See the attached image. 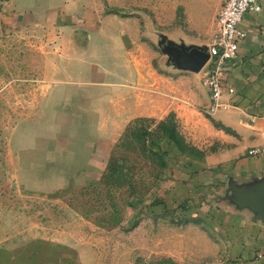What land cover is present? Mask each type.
I'll list each match as a JSON object with an SVG mask.
<instances>
[{
    "label": "rangeland",
    "instance_id": "374dc122",
    "mask_svg": "<svg viewBox=\"0 0 264 264\" xmlns=\"http://www.w3.org/2000/svg\"><path fill=\"white\" fill-rule=\"evenodd\" d=\"M147 4L137 7L145 33L133 48L150 82L167 59L162 40L207 43L187 41L202 33L187 27L182 5L157 24L168 0ZM173 26L186 39L169 36ZM1 48L0 264H229L212 218L228 201L218 163L225 141L205 111L200 72L184 71L187 101L176 110L126 117L111 90L55 84L51 70L43 78L37 47ZM168 113L180 145L164 130L169 118L159 123Z\"/></svg>",
    "mask_w": 264,
    "mask_h": 264
},
{
    "label": "crops",
    "instance_id": "0c3cea01",
    "mask_svg": "<svg viewBox=\"0 0 264 264\" xmlns=\"http://www.w3.org/2000/svg\"><path fill=\"white\" fill-rule=\"evenodd\" d=\"M147 1L0 0V81L6 58L1 46H8L9 51L13 46H35L39 51L35 65L43 78L51 70L50 80L55 84L66 80L86 89L101 86L111 90L125 104L121 113L126 117H160L166 110H176L182 100L187 101L179 83L185 90L186 78L191 75L184 71L190 70L163 58L160 72L151 68L150 82L138 71L141 63L133 46H142L137 35L145 30H139L141 24L137 28L136 21L145 20V16L137 7L147 6ZM220 2L168 0L167 18H154L157 24L172 22L178 3L188 20L187 27L202 33L200 39L187 41L208 44ZM238 27L244 34L237 39L235 56L220 74L221 104L212 113L216 131L225 141L219 151V174L248 183L264 174V0H260L259 11L242 14ZM171 30L169 36L186 39L178 26ZM200 80L206 102L208 95ZM247 148L252 149L244 152ZM214 213L212 218L218 221L227 245L224 260L232 257L234 264H264V223L253 219L247 208L224 200L214 207Z\"/></svg>",
    "mask_w": 264,
    "mask_h": 264
},
{
    "label": "built area",
    "instance_id": "2783aa9c",
    "mask_svg": "<svg viewBox=\"0 0 264 264\" xmlns=\"http://www.w3.org/2000/svg\"><path fill=\"white\" fill-rule=\"evenodd\" d=\"M247 10L259 11L260 0H221L215 12L207 44L208 57L199 69L208 93L209 100L205 108L207 113H212L221 104L220 74L226 63L235 56L237 39L244 34L238 27V22Z\"/></svg>",
    "mask_w": 264,
    "mask_h": 264
},
{
    "label": "water",
    "instance_id": "95a60500",
    "mask_svg": "<svg viewBox=\"0 0 264 264\" xmlns=\"http://www.w3.org/2000/svg\"><path fill=\"white\" fill-rule=\"evenodd\" d=\"M159 45L160 50L167 55V62L180 69L198 71L208 57L207 46L203 45L185 46L165 39ZM221 197L235 207L247 208L253 219L264 223V174L248 183L236 182L228 176Z\"/></svg>",
    "mask_w": 264,
    "mask_h": 264
},
{
    "label": "trees",
    "instance_id": "16d2710c",
    "mask_svg": "<svg viewBox=\"0 0 264 264\" xmlns=\"http://www.w3.org/2000/svg\"><path fill=\"white\" fill-rule=\"evenodd\" d=\"M172 116L173 115L171 113H168V115L165 118L159 120V123L163 124V123H165L166 118H169L168 124H170V125L169 126L165 125L164 130H165V128L168 129V132H166V133H167V136L169 137V139L172 140L173 142H175V144L180 145L182 143V140H181L180 136L177 134L176 130L174 129V125H173L174 120H173ZM227 260H229V264H234V261H236L232 257L228 258ZM219 264H225V263L223 261V262H219Z\"/></svg>",
    "mask_w": 264,
    "mask_h": 264
}]
</instances>
